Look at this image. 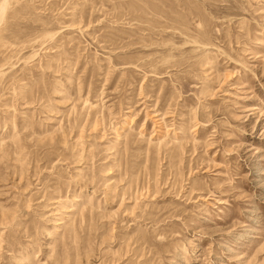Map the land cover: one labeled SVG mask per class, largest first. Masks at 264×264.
<instances>
[{
  "label": "rangeland",
  "instance_id": "1",
  "mask_svg": "<svg viewBox=\"0 0 264 264\" xmlns=\"http://www.w3.org/2000/svg\"><path fill=\"white\" fill-rule=\"evenodd\" d=\"M0 6V264H264V0Z\"/></svg>",
  "mask_w": 264,
  "mask_h": 264
},
{
  "label": "bare ground",
  "instance_id": "2",
  "mask_svg": "<svg viewBox=\"0 0 264 264\" xmlns=\"http://www.w3.org/2000/svg\"><path fill=\"white\" fill-rule=\"evenodd\" d=\"M0 7H2V6H0ZM4 7V6H3ZM3 10V9H2ZM3 11H0V20H2L3 18Z\"/></svg>",
  "mask_w": 264,
  "mask_h": 264
}]
</instances>
